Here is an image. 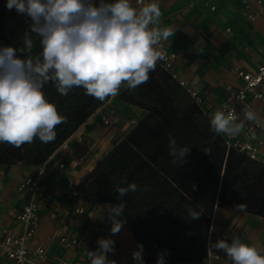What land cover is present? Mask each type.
Here are the masks:
<instances>
[{"label": "trees", "instance_id": "16d2710c", "mask_svg": "<svg viewBox=\"0 0 264 264\" xmlns=\"http://www.w3.org/2000/svg\"><path fill=\"white\" fill-rule=\"evenodd\" d=\"M6 3L0 0V46L22 47L30 18L8 10ZM33 39L34 53H38L34 34ZM149 77L134 91L122 84L118 94L120 100L145 110L146 116L67 197L93 205L118 204L121 200L115 189L126 176L128 182L138 185V191L129 192L123 201L135 242L144 246L145 264H156L158 254L165 250V264L199 263L209 255L232 264L223 251L209 245V239H227L212 231L214 209L217 205L237 209L236 205L244 203V212L264 217V165L227 148L221 134L210 132L208 114L162 63L157 62ZM43 91L67 122L56 126L53 142L45 144L34 138L19 148L0 143V165L41 166L111 97L99 101L85 95L82 87L61 95L51 82ZM168 133L178 146H190L185 161L176 167L170 163ZM188 208L202 212L201 217L192 220Z\"/></svg>", "mask_w": 264, "mask_h": 264}, {"label": "crops", "instance_id": "0c3cea01", "mask_svg": "<svg viewBox=\"0 0 264 264\" xmlns=\"http://www.w3.org/2000/svg\"><path fill=\"white\" fill-rule=\"evenodd\" d=\"M145 0L142 5L130 0L133 7L139 9L148 3H158L161 18L158 27L169 28L173 35L161 40L165 51L176 52L172 62L171 74L187 88L197 92L202 99L201 107L213 116L216 111L233 102L227 87L233 89L243 85L236 70L256 71L264 54V0ZM251 4L252 10H260L255 21L242 14L245 4ZM151 27V25H150ZM159 51L158 49H156ZM264 90V86H263ZM241 119L238 123L249 122L245 114L249 111L256 119L264 122V104L250 100V106L238 104ZM147 112L111 96L79 129L66 141L67 150L60 147L41 166L23 163L9 167L0 165V230L5 227L21 231L16 215L34 200L28 188H21L23 180L35 171H41L40 186L44 197L37 199V233L31 240L36 246L43 243L47 258L39 261L30 258L27 264H90L86 260V248L70 242H47V237L86 239L95 249L98 238H111L115 241V251L108 254L109 260L120 264H134L132 253L136 242L125 212L120 219L126 221L119 234L112 235L105 205H93L86 201L72 202L68 194L94 170L113 146L133 129ZM104 118L110 121L104 124ZM241 132L239 135H241ZM227 136L228 134H222ZM259 140L264 142V135ZM84 156L85 159L80 161ZM258 161L264 165V145L261 147ZM64 164L61 169L60 165ZM115 205V204H113ZM77 207L92 211L93 216L72 215ZM61 213V217L52 218L51 214ZM212 231L230 239L239 235L241 242L253 246L264 253V217L239 211L238 209L217 205L213 213ZM130 251L127 254V251ZM0 264H13L0 258ZM182 264H227L220 258L211 256L199 263Z\"/></svg>", "mask_w": 264, "mask_h": 264}, {"label": "clouds", "instance_id": "9594fccd", "mask_svg": "<svg viewBox=\"0 0 264 264\" xmlns=\"http://www.w3.org/2000/svg\"><path fill=\"white\" fill-rule=\"evenodd\" d=\"M6 8L31 21L22 47L0 46V143L17 148L34 138L53 142L56 126L67 122L46 99L45 85L51 82L61 95L82 87L85 95L99 101L117 96L122 84L134 91L149 81L157 61L164 59L155 46L173 35L171 29L158 27L161 10L155 2L137 9L130 0H7ZM33 34L38 38V53H34ZM245 118L254 121L256 115L249 111ZM237 119L232 113L216 111L210 117V132L238 135L243 123H234ZM167 135L170 163L176 167L185 161L190 146H178L172 133ZM115 191L121 202L105 205L112 235L119 234L126 222L120 219L126 206L123 198L138 191V185L125 176ZM236 208L244 211L246 205ZM188 215L198 220L202 212L188 208ZM97 245L87 251L90 264H115L108 258L115 251V241L98 238ZM209 245L223 251L232 264H264V256L242 243L239 235L233 234L230 242L209 239ZM143 252V244L137 243L134 264H145ZM165 255L166 250L159 253L156 264H165Z\"/></svg>", "mask_w": 264, "mask_h": 264}, {"label": "built area", "instance_id": "2783aa9c", "mask_svg": "<svg viewBox=\"0 0 264 264\" xmlns=\"http://www.w3.org/2000/svg\"><path fill=\"white\" fill-rule=\"evenodd\" d=\"M145 0H137V4L140 6ZM258 6H262L263 3L258 0ZM242 14L250 21H255L261 14L260 10H252L251 4H245L242 8ZM159 50L161 55L164 57L163 60L157 62L162 63L163 67L171 73L172 62L176 59V52L165 51L164 46L159 43L155 46ZM236 75L243 81V85L233 89L227 87L226 91L230 92L233 97V102L228 106L222 108L225 115L232 113L236 115L238 119L234 123H238L241 119L240 112L237 109L238 104L250 106V100L260 101L264 104V54L261 57L260 66L256 71L245 72L243 70H236ZM175 78V76H173ZM186 92L190 95L192 100L197 104H202V99L197 92L191 88H187L184 83H180ZM104 124L109 125L110 121L104 118ZM222 135V134H221ZM260 135H264V122L260 119L249 121L244 123L241 135H227L224 138V143L227 148H234L241 153L246 154L249 159L258 161L261 147L264 145L262 140H259ZM60 149L67 150L68 144L64 142ZM85 159L84 156L80 158V161ZM60 168H64V164L60 165ZM40 174L41 171H35L29 174L21 183V188H28L32 191L34 200L27 204L21 211L16 215V221L21 225V231L17 229L5 227L0 230V258H5L11 261L13 264H27L30 263V258H35L39 261H44L47 258L46 249L43 243L33 246L31 243L37 233V211L39 210V204L37 199L43 198L44 193L40 186ZM72 215H87L88 217L93 216L92 211H87L84 207H77L72 212ZM61 213L51 214L52 218L61 217ZM47 242L58 241L62 244L70 242L73 245H79L86 248V260L88 250H95L94 247L86 240L80 239H69L66 236H60L59 238L47 237ZM127 254L130 253L128 250ZM212 255H209L208 259ZM218 258L217 256H215ZM62 264H67L66 262ZM120 264V263H116Z\"/></svg>", "mask_w": 264, "mask_h": 264}]
</instances>
